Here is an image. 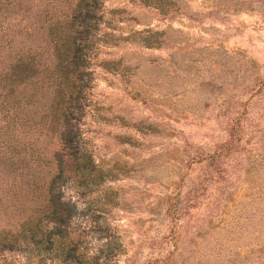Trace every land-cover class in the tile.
<instances>
[{"label":"rangeland","instance_id":"1","mask_svg":"<svg viewBox=\"0 0 264 264\" xmlns=\"http://www.w3.org/2000/svg\"><path fill=\"white\" fill-rule=\"evenodd\" d=\"M89 3L79 165L0 173V264H264V0Z\"/></svg>","mask_w":264,"mask_h":264},{"label":"trees","instance_id":"2","mask_svg":"<svg viewBox=\"0 0 264 264\" xmlns=\"http://www.w3.org/2000/svg\"><path fill=\"white\" fill-rule=\"evenodd\" d=\"M93 2L96 6L98 0ZM92 6L89 0H76L66 8L62 0H0V173L8 178L20 175L27 184L31 176L30 184H37L32 163L47 162L37 139L56 135L60 148L53 153L58 166L53 175L40 177L47 190L42 204L47 207L62 203L59 182L65 155L74 169L79 165L77 120L85 83L77 38L90 26ZM13 196L17 203L25 202L16 191Z\"/></svg>","mask_w":264,"mask_h":264}]
</instances>
